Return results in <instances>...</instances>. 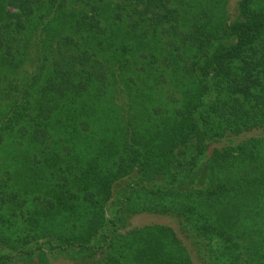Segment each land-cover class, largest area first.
Listing matches in <instances>:
<instances>
[{
	"label": "trees",
	"instance_id": "16d2710c",
	"mask_svg": "<svg viewBox=\"0 0 264 264\" xmlns=\"http://www.w3.org/2000/svg\"><path fill=\"white\" fill-rule=\"evenodd\" d=\"M230 2L0 0V264H264V0Z\"/></svg>",
	"mask_w": 264,
	"mask_h": 264
},
{
	"label": "rangeland",
	"instance_id": "374dc122",
	"mask_svg": "<svg viewBox=\"0 0 264 264\" xmlns=\"http://www.w3.org/2000/svg\"><path fill=\"white\" fill-rule=\"evenodd\" d=\"M235 2H236V0H231V2H230V6L232 7V6H234L235 5ZM135 221H137L138 223H144V222H151V221H161L160 219H158L157 217L156 218H154V219H147V218H136V220Z\"/></svg>",
	"mask_w": 264,
	"mask_h": 264
}]
</instances>
